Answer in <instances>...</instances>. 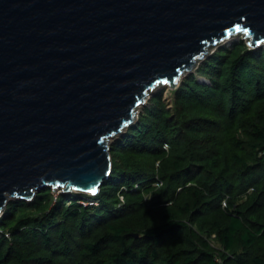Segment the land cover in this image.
I'll return each instance as SVG.
<instances>
[{
  "label": "trees",
  "instance_id": "obj_1",
  "mask_svg": "<svg viewBox=\"0 0 264 264\" xmlns=\"http://www.w3.org/2000/svg\"><path fill=\"white\" fill-rule=\"evenodd\" d=\"M201 72L111 144L95 195L10 200L0 264H264V45L222 48Z\"/></svg>",
  "mask_w": 264,
  "mask_h": 264
},
{
  "label": "water",
  "instance_id": "obj_2",
  "mask_svg": "<svg viewBox=\"0 0 264 264\" xmlns=\"http://www.w3.org/2000/svg\"><path fill=\"white\" fill-rule=\"evenodd\" d=\"M237 32L264 45V0H0V216L46 188L95 195L148 91Z\"/></svg>",
  "mask_w": 264,
  "mask_h": 264
},
{
  "label": "rangeland",
  "instance_id": "obj_3",
  "mask_svg": "<svg viewBox=\"0 0 264 264\" xmlns=\"http://www.w3.org/2000/svg\"><path fill=\"white\" fill-rule=\"evenodd\" d=\"M233 37L232 41L229 42L227 40H223L215 45L209 46L208 47V52L205 53L203 55L202 58H199L196 61L195 67H193L191 70L186 71L184 73L181 74V76L178 78L176 85L174 87H170L167 83H158L153 89H151L150 91H148L147 96L145 97V101L140 104L135 111V119L132 122L133 125L138 121V118L140 117V115L142 114L143 110H145L146 108H149L150 106H152V98L156 95H161L162 101L165 104V106L168 109H173L174 108V99H175V92L178 88H180L181 84L183 83L184 79L190 75L193 74L199 81L201 82H207V78L206 76L201 72V67L204 63L209 62V58L212 55L218 54L220 49L222 48H227V47H231L232 44L238 43L239 41H244L247 44V40L244 36V34L242 32H237L235 34L231 35ZM126 128L120 133L117 134L115 136L110 137L107 141H108V145L109 147L111 146V144H113L114 142H116L119 137L124 134ZM45 190V189H43ZM58 191H62V188H58L56 190V192H53L54 197L56 196ZM70 193V192H68ZM35 195V194H34ZM15 199H19V198H12L10 200H15Z\"/></svg>",
  "mask_w": 264,
  "mask_h": 264
},
{
  "label": "built area",
  "instance_id": "obj_4",
  "mask_svg": "<svg viewBox=\"0 0 264 264\" xmlns=\"http://www.w3.org/2000/svg\"><path fill=\"white\" fill-rule=\"evenodd\" d=\"M153 184H154V186H160L162 183L159 180H157ZM118 197H119L120 201H123V196L121 194H119ZM81 204H83V205H95L96 201L91 199V198L90 199H84V200H81Z\"/></svg>",
  "mask_w": 264,
  "mask_h": 264
},
{
  "label": "bare ground",
  "instance_id": "obj_5",
  "mask_svg": "<svg viewBox=\"0 0 264 264\" xmlns=\"http://www.w3.org/2000/svg\"><path fill=\"white\" fill-rule=\"evenodd\" d=\"M232 39H233V37L230 35L228 38H226V39H224V40H227V41L231 42ZM246 40H247V39H246ZM135 111H136V110H135Z\"/></svg>",
  "mask_w": 264,
  "mask_h": 264
},
{
  "label": "snow or ice",
  "instance_id": "obj_6",
  "mask_svg": "<svg viewBox=\"0 0 264 264\" xmlns=\"http://www.w3.org/2000/svg\"><path fill=\"white\" fill-rule=\"evenodd\" d=\"M89 191L95 193L96 189H94V188L93 189H89Z\"/></svg>",
  "mask_w": 264,
  "mask_h": 264
}]
</instances>
